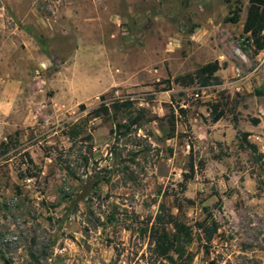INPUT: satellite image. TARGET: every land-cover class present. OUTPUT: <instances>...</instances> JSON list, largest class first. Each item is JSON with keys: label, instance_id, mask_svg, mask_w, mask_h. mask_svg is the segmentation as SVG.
<instances>
[{"label": "rangeland", "instance_id": "rangeland-1", "mask_svg": "<svg viewBox=\"0 0 264 264\" xmlns=\"http://www.w3.org/2000/svg\"><path fill=\"white\" fill-rule=\"evenodd\" d=\"M239 2L229 22L234 0H0V264H172L149 236L162 208L190 264H264V48ZM212 59L219 82L175 79Z\"/></svg>", "mask_w": 264, "mask_h": 264}, {"label": "trees", "instance_id": "trees-1", "mask_svg": "<svg viewBox=\"0 0 264 264\" xmlns=\"http://www.w3.org/2000/svg\"><path fill=\"white\" fill-rule=\"evenodd\" d=\"M240 10L241 3L239 0H234L233 5L228 8L227 13L224 16V20L229 22L238 21ZM241 31L245 34L244 38L246 39V44L251 48L253 53H257L259 50L264 48V0H247L244 17L241 23ZM219 67L220 64L218 60L212 59L199 65L195 69L193 75L185 74V76H179L175 79L187 77L189 80H192L195 77L198 84L201 86L213 82L216 83L220 81L218 75L215 74V71ZM165 81L167 85H169V80L167 78ZM99 97L102 98V94H100ZM128 104L129 101L127 100L113 101L110 105L99 102V104L92 109V112L95 114L106 113L109 106H111L115 111L122 107H127ZM180 110L182 109L180 108ZM210 113L212 119L216 120L221 114V111L213 105ZM256 120L257 118L254 119V121ZM248 133V131H242L240 138L244 142L245 146L254 150L255 144L248 140ZM8 136L9 135L7 134L5 137ZM24 153L26 155V161L31 165H34L31 156L27 152ZM187 167L188 171L183 172L184 179L191 178L196 169L191 150H189L188 153ZM18 175L21 177L23 176L21 172H18ZM25 175H34V173L28 172L25 173ZM215 196L216 199L214 201V206L219 207L221 200L217 194H215ZM201 208L204 213L203 217L193 223L196 228L200 229L203 239L205 241H209L216 233L218 222L213 217L212 212L208 209L207 205H202ZM167 225L172 228V231L168 229ZM149 236L153 243V249L157 255L168 259L172 264H190L191 254L186 247L191 240L190 229L183 221L178 220L170 212L162 208L160 212L155 214L154 221L149 229Z\"/></svg>", "mask_w": 264, "mask_h": 264}]
</instances>
